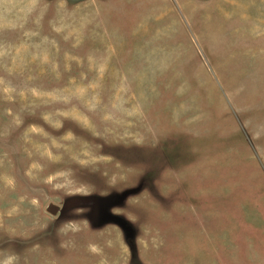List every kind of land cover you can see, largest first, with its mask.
<instances>
[{
	"label": "rangeland",
	"instance_id": "1",
	"mask_svg": "<svg viewBox=\"0 0 264 264\" xmlns=\"http://www.w3.org/2000/svg\"><path fill=\"white\" fill-rule=\"evenodd\" d=\"M0 264H264V0H0Z\"/></svg>",
	"mask_w": 264,
	"mask_h": 264
},
{
	"label": "water",
	"instance_id": "2",
	"mask_svg": "<svg viewBox=\"0 0 264 264\" xmlns=\"http://www.w3.org/2000/svg\"><path fill=\"white\" fill-rule=\"evenodd\" d=\"M48 210H49L50 212L55 213V212H57L58 208H57L56 205H54V204H50V205L48 206Z\"/></svg>",
	"mask_w": 264,
	"mask_h": 264
}]
</instances>
